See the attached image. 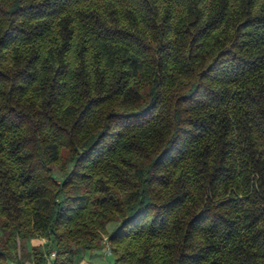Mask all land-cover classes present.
I'll use <instances>...</instances> for the list:
<instances>
[{
  "label": "trees",
  "instance_id": "1",
  "mask_svg": "<svg viewBox=\"0 0 264 264\" xmlns=\"http://www.w3.org/2000/svg\"><path fill=\"white\" fill-rule=\"evenodd\" d=\"M103 236L264 264V0H0V264Z\"/></svg>",
  "mask_w": 264,
  "mask_h": 264
},
{
  "label": "rangeland",
  "instance_id": "2",
  "mask_svg": "<svg viewBox=\"0 0 264 264\" xmlns=\"http://www.w3.org/2000/svg\"><path fill=\"white\" fill-rule=\"evenodd\" d=\"M62 157H66V151L65 149H62L61 151ZM54 174L55 177L57 179L61 178V171L59 169L58 165H54ZM114 222L108 223L107 224V230L111 231L114 228ZM31 242L33 244H38L41 243L42 245H44L45 243V239L43 238H37V239H33L31 240ZM101 245L102 247L100 249H95L92 250L93 252L96 253V255L90 256L89 250H82L81 249V253L80 256H83L84 259L89 260L92 263H96V264H112V257L110 255V251L107 245V241H106V236H103V239L101 241Z\"/></svg>",
  "mask_w": 264,
  "mask_h": 264
},
{
  "label": "crops",
  "instance_id": "3",
  "mask_svg": "<svg viewBox=\"0 0 264 264\" xmlns=\"http://www.w3.org/2000/svg\"><path fill=\"white\" fill-rule=\"evenodd\" d=\"M89 251H92V250H89ZM80 253H81V250L77 252L74 258L73 264H96V263L90 262L89 260L84 259L83 256H80ZM89 253H90V256L96 255V253L93 251Z\"/></svg>",
  "mask_w": 264,
  "mask_h": 264
},
{
  "label": "built area",
  "instance_id": "4",
  "mask_svg": "<svg viewBox=\"0 0 264 264\" xmlns=\"http://www.w3.org/2000/svg\"><path fill=\"white\" fill-rule=\"evenodd\" d=\"M52 255H53V253H52Z\"/></svg>",
  "mask_w": 264,
  "mask_h": 264
}]
</instances>
